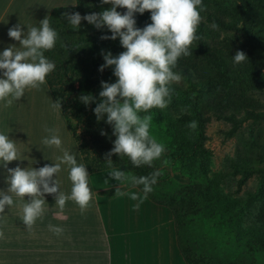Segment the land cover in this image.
<instances>
[{"label":"clouds","instance_id":"obj_1","mask_svg":"<svg viewBox=\"0 0 264 264\" xmlns=\"http://www.w3.org/2000/svg\"><path fill=\"white\" fill-rule=\"evenodd\" d=\"M102 4H111L112 7L83 17L78 12L64 13V18L73 29H79L82 20L98 30L107 28L112 35L102 36L101 39L115 41L119 38L125 49L115 57L111 52L102 53L105 63L99 71L113 68L117 79L115 83L101 82L100 102L96 103L92 95H82L79 99L85 106L96 103L94 114L97 120L106 117V123L113 128L116 137L114 146L104 158L110 169V178L121 184L130 182L134 187L142 185L146 199L160 173L136 177L113 168L112 157H127L138 168L152 167L154 161L163 156L165 145L150 134L153 117L147 113L154 108L165 109L171 102L170 86L182 80V76L173 69L182 56L193 55L190 49L200 39L197 30L203 19L200 13L205 9L202 0H102ZM118 8L126 9V12L121 14ZM145 12L151 13V23L139 29L135 15ZM211 27L215 29L218 26L213 24ZM8 36L18 42L19 47L10 45L0 53V102H4L5 107L24 97L26 90H40L46 84L48 75L55 70V64L44 53L53 49L57 40V33L50 26L48 16L39 22V27H28L27 32L22 31L21 24H17L9 29ZM232 58L236 64L247 60L242 51H237ZM52 107L61 111V102H52ZM188 127L195 130L197 122H190ZM45 131L49 135L42 140V144L60 149L63 155L57 157L58 162L52 166L45 165L39 169L32 166L9 168L13 161H20V153L17 142L0 133V167L6 172L5 183L8 185L6 190H0V221L4 220L6 207L16 206L15 197L20 219L29 233H32L37 220H42L50 211L46 195L54 197L57 215L63 213L69 201L83 213L93 200L87 168L77 162L75 154L62 149L56 130L45 128ZM62 165H67L69 169L70 194L60 191L56 178ZM125 195L128 193L115 187L114 196ZM131 198L135 200L137 196L132 195ZM48 228L56 236L64 231L51 224ZM3 238L4 232L0 230V239Z\"/></svg>","mask_w":264,"mask_h":264},{"label":"rangeland","instance_id":"obj_2","mask_svg":"<svg viewBox=\"0 0 264 264\" xmlns=\"http://www.w3.org/2000/svg\"><path fill=\"white\" fill-rule=\"evenodd\" d=\"M252 1L253 18L256 21L255 35L261 44L247 36L242 38L245 34H226L221 28H215L219 38H215L213 46H221L222 42H227V37L233 43L227 42V47H231L230 52L232 51L230 58L224 54L220 57L224 58L229 67L236 66L230 79L222 82L219 90L214 89L211 95L206 92V96L201 98V93L199 99L198 92L202 88L199 83L204 78L215 77L216 71L210 65H202L199 70L192 66L181 68L182 63L189 61V56H182L173 69L182 76V80L170 86L172 94L168 107L154 108L147 113L153 117L150 134L165 145L163 156L154 161L152 166L153 172L160 173L155 189L163 194L157 193L160 195L158 198L166 196L171 201L184 204L186 209L182 212L181 226L183 243L186 247H194L197 253H205L211 264H264V230L260 223L264 212V177L254 176L239 187L241 175L230 168V162L237 158L240 147L257 139L259 127L248 121L234 137L229 138V123L214 119L201 124L196 119L198 106H195L196 102L205 107L206 103L216 104L225 99L224 105H218L217 110L227 111L228 114L233 112L238 118L244 115L246 109L264 110V88L261 91L252 90L245 84V80H253L264 74V0ZM202 5L205 10L200 13L203 18L200 25L204 24L209 29H214L211 27L214 24L212 14L226 21L231 18L224 10L226 7L233 8L234 13L241 16L239 0H202ZM150 16V12L143 14L144 27L151 23ZM120 47V44L115 43L114 50L109 52L114 57L118 56L123 52ZM195 47L196 41L190 51ZM237 51L245 53L247 60L236 64L232 57ZM116 79L111 68L110 73L102 78L93 91L96 103L100 102L101 82L115 83ZM73 80L66 79L67 82ZM67 82L64 86H67ZM72 98L73 96L70 99ZM40 99L41 96L35 97V107H42ZM70 110L67 107L72 126L81 142L84 140L90 147L92 139L86 133L89 130L85 129L83 123L85 117L82 120L75 118ZM192 121L197 122L195 130L188 127ZM210 217L223 221L221 235L211 233L212 231L201 232V222L203 225L205 221L208 225ZM0 264L9 262L2 256Z\"/></svg>","mask_w":264,"mask_h":264},{"label":"crops","instance_id":"obj_3","mask_svg":"<svg viewBox=\"0 0 264 264\" xmlns=\"http://www.w3.org/2000/svg\"><path fill=\"white\" fill-rule=\"evenodd\" d=\"M74 2L0 0V53L10 45L19 47L18 42L8 36L10 28L21 24L22 31L27 32L30 26L39 27V22L46 16L49 18L55 7L73 6ZM37 96H41L42 107H35ZM52 102L56 100L47 82L40 90H26L24 97L9 107L0 102V133L17 142L20 153V161H13L9 168L39 169L58 162L57 157L63 152L42 144L49 135L45 128L56 130L62 149L75 154L77 162L84 164L64 114L53 109ZM109 172L110 169L89 173L93 200L83 213L69 201L63 213L57 215L54 197L46 195L50 211L42 220H37L32 233L21 221L18 201L13 197L16 206L6 207L4 220L0 221V230L4 232V238L0 239V257H5L9 264H186L179 249L171 209L148 197L145 199L139 188L111 179ZM68 174V166L62 165L56 177L60 191L66 194L71 191ZM5 177V170L0 167V190L8 187ZM115 187L128 195L108 194ZM132 195L137 199H132ZM49 224L63 228V233L54 235L49 231Z\"/></svg>","mask_w":264,"mask_h":264},{"label":"trees","instance_id":"obj_4","mask_svg":"<svg viewBox=\"0 0 264 264\" xmlns=\"http://www.w3.org/2000/svg\"><path fill=\"white\" fill-rule=\"evenodd\" d=\"M74 6H61L55 7L49 16L50 26L57 33V40L55 47L44 53L45 57L55 64V70L50 73L47 77V83L52 91L54 99L61 102V111L70 127L75 140L79 145V150L83 157L84 164L87 168L88 173L92 174L108 170L109 167L105 162V154L110 152L114 146L116 137L113 135V128L111 125L106 123V117L104 120L98 121L95 114L94 108L96 104L90 103L85 106L84 103L79 99L82 95H92L93 91L97 87L98 83L102 78L109 74L111 68H105L103 72H100V67L105 63L102 53L114 50L115 43L120 44L119 38L113 40H102V36H111L112 33L107 29H96L93 25L82 20L79 29H73L68 21L64 18V13L73 14L78 12L82 17L92 14L101 13L105 10H110L111 4H102V0H75ZM241 2L240 14L234 13V9L224 8L231 18L224 20L217 18L214 14L211 15L212 22L217 25L223 32L230 34L232 32H239L257 41L259 44L260 40L256 37V21L253 18V1L252 0H239ZM118 12L124 14L126 9L118 8ZM203 13V11H201ZM143 15L137 13L135 15L136 27L139 29L144 28ZM214 16V17H213ZM213 17V18H212ZM197 36L200 39L196 40L197 47L193 48L191 52L193 55L189 56V61L182 63V67L192 66L195 70H199L202 65H210L211 69H214L216 76L213 78H204L199 84L201 92H198L195 87L193 90L198 92L197 98L211 95L214 89L219 90L222 86V82L230 79L235 73L236 66L229 67L224 61L221 55L229 56L232 54L230 49L227 47L228 43H233L226 38L227 42L221 43V46H213L215 38H219L216 29H209L208 27L201 24L197 30ZM228 36V35H227ZM121 46V44H120ZM218 46V47H217ZM123 51L125 50L122 46L120 47ZM73 78V82H67L66 79ZM67 82V86L66 85ZM243 82V80H242ZM246 86L252 90L261 91L264 88V74L253 80H245ZM65 83V84H64ZM64 86V87H63ZM245 86V87H246ZM69 90V91H68ZM73 96L72 99H70ZM224 100L217 102L216 104L206 103L205 107L203 104L195 103L198 109L196 119L199 123H207L214 119L219 121H225L231 125L230 130L227 132L229 138L234 137L243 124L252 121L254 125L259 127V136L257 139H253L251 143H244L237 153V158L230 162V168L233 169L234 173L241 175L239 181V187L243 186L247 180L254 176L264 177V110L255 111L246 109L244 115L240 118L235 113L228 114L227 111L217 110L218 105L223 106ZM68 102V103H67ZM67 107H70V113L73 117L82 120L85 125V129L89 130L86 133L91 136L92 145L89 147L88 144L83 140L81 142L80 137L77 135V131L72 126L70 116L67 111ZM184 117V116H183ZM187 118V117H184ZM183 121V119L181 120ZM92 130V131H91ZM105 133L102 135L101 133ZM113 168H119L120 170L127 173V171L135 175L136 177L149 176L153 173L152 167L141 166L134 167L127 157L113 156ZM128 187H134L132 184L127 183ZM141 191L143 186H136ZM156 185H153V191L147 195L154 203L162 206H166L171 209L176 225V233L178 239L179 249L186 262V264H211L209 256L205 253H197L194 247H186L182 240V222H183V211L186 209L182 202L175 200L171 201L166 196L158 198V194H163L157 191ZM143 192V191H142ZM115 193V190H111L108 194ZM158 193V194H157ZM189 206H187V209ZM201 221V220H200ZM208 225L203 221L201 222V232L215 233L221 235L223 233V221H219L210 217ZM261 227L264 230V212L260 217ZM196 250V251H195Z\"/></svg>","mask_w":264,"mask_h":264}]
</instances>
